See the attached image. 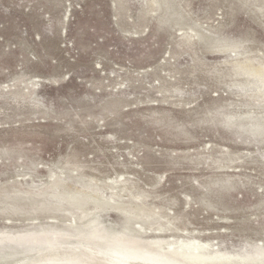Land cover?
Returning a JSON list of instances; mask_svg holds the SVG:
<instances>
[{"label":"rangeland","instance_id":"1","mask_svg":"<svg viewBox=\"0 0 264 264\" xmlns=\"http://www.w3.org/2000/svg\"><path fill=\"white\" fill-rule=\"evenodd\" d=\"M239 63L264 64V0H0V187L79 174L170 221L145 241L264 264V100Z\"/></svg>","mask_w":264,"mask_h":264},{"label":"bare ground","instance_id":"2","mask_svg":"<svg viewBox=\"0 0 264 264\" xmlns=\"http://www.w3.org/2000/svg\"><path fill=\"white\" fill-rule=\"evenodd\" d=\"M254 65L239 63L233 70L236 76L252 83L255 97L264 100V64ZM263 123L264 118L256 120L250 128L264 136ZM17 176L16 183L23 186L26 174ZM54 176L39 185L29 178V189L0 187V217L24 216L33 223L30 229L16 232L0 230V264H263L261 254L235 257L239 261L233 262L226 255L205 253L203 246L193 241L166 240V248L161 239L145 241L139 237L144 227L150 230L158 226L154 229L162 231L170 221L160 223L154 218L157 212L141 204L122 205L113 195L109 197L112 203L106 201L100 189L87 184L79 174L73 181L71 176ZM107 209L122 216L119 230L102 226L99 214ZM60 214L69 219L58 226L56 215ZM40 218L48 222L38 223ZM135 223L138 229L132 227Z\"/></svg>","mask_w":264,"mask_h":264}]
</instances>
